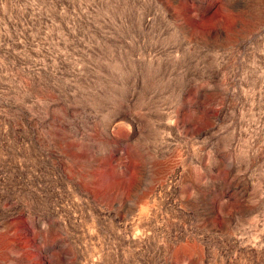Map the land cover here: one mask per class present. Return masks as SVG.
I'll list each match as a JSON object with an SVG mask.
<instances>
[{
  "label": "rangeland",
  "instance_id": "1",
  "mask_svg": "<svg viewBox=\"0 0 264 264\" xmlns=\"http://www.w3.org/2000/svg\"><path fill=\"white\" fill-rule=\"evenodd\" d=\"M0 264H264V0H0Z\"/></svg>",
  "mask_w": 264,
  "mask_h": 264
},
{
  "label": "built area",
  "instance_id": "2",
  "mask_svg": "<svg viewBox=\"0 0 264 264\" xmlns=\"http://www.w3.org/2000/svg\"><path fill=\"white\" fill-rule=\"evenodd\" d=\"M24 207L22 208V206L18 207V206H14L12 208H8L9 210V216L8 218H17L20 215H22V211H23ZM3 223H1L2 225Z\"/></svg>",
  "mask_w": 264,
  "mask_h": 264
}]
</instances>
